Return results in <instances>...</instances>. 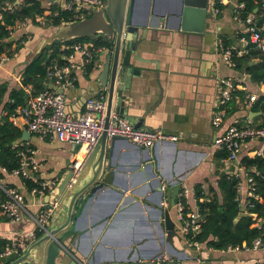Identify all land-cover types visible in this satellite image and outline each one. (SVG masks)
Listing matches in <instances>:
<instances>
[{
  "label": "crops",
  "instance_id": "0c3cea01",
  "mask_svg": "<svg viewBox=\"0 0 264 264\" xmlns=\"http://www.w3.org/2000/svg\"><path fill=\"white\" fill-rule=\"evenodd\" d=\"M130 1L128 0L129 4ZM238 2L240 1L226 2L221 11L215 14L216 1L208 0L206 28L199 33L182 30L183 22L186 26L194 24L196 10L202 5L199 1L134 0V20L139 25L149 24L154 20L158 26H149L144 41L147 44L138 52L144 60L134 61L139 74L132 77L130 88L124 92L125 108L132 120L126 118L135 127V123L139 122L138 128L160 130L177 139L161 141L149 149L124 138L115 140L114 166L110 169L115 172L112 181L87 202V207L76 224L60 234L59 238L65 242L64 246H69L67 249L75 257L106 264L116 261L133 262L139 258H152L167 253L176 264L264 263V247L215 249L199 241L198 248L190 247L181 233L178 218V201L183 189L189 190V197L185 201L186 211L200 210L198 202L209 200L211 188L215 189L222 201L223 194L219 188L221 176L240 172L239 164L228 160L229 155L217 157V153L223 149L214 145L215 138L233 124H261L262 112L248 107L246 98L253 93L264 94V82L252 83L251 76L247 73L248 67L246 71L234 69L216 51L218 39L224 44L228 42L229 45L241 48L239 39L245 34L247 24L236 21L233 16L234 3ZM48 5L43 1L44 7ZM38 25L30 24L23 28L25 33L31 34L29 40L22 50L0 66V84L8 82L10 89L22 86L21 72L36 43L53 28L47 25L43 17L42 27ZM101 57L104 55H100L99 59ZM95 67L88 73L82 68L75 70L76 85L66 91L67 111L74 116L80 115L85 109L86 99L99 91L96 77L100 67ZM228 77L241 81L244 89L240 90L239 97L230 104L222 126L216 128L212 121L217 110L220 81ZM26 90L31 93V87ZM115 108L116 101L114 110ZM2 111L0 107V116ZM33 137L31 135L29 141L37 149L41 162L38 175L40 180H59L70 163L75 160L84 163L88 155L84 148L76 152L75 145L61 142L63 144L57 149L51 145L59 142L58 140L35 136L43 144V151L39 152ZM259 147V141L246 143L240 158L244 153ZM110 149L108 146V154ZM147 164H152V168L149 167L144 172ZM150 169L153 176L146 178ZM159 182L163 184L161 189ZM239 182L242 183L238 192L239 202L242 209L246 210L250 185L243 177ZM12 184L25 194L28 209L31 212L37 211L39 200L29 194L24 180L5 173L0 179V188L13 187ZM176 185H180L181 190L176 195V205L170 209V217L176 224V235L169 241L165 224V211L169 203L166 190ZM198 187L204 194L200 200L196 194ZM45 197L42 199L44 202ZM33 229L35 224L28 216H24L20 222H11L0 216L2 238L17 240L26 237ZM62 253L66 256L67 252L62 250Z\"/></svg>",
  "mask_w": 264,
  "mask_h": 264
},
{
  "label": "built area",
  "instance_id": "2783aa9c",
  "mask_svg": "<svg viewBox=\"0 0 264 264\" xmlns=\"http://www.w3.org/2000/svg\"><path fill=\"white\" fill-rule=\"evenodd\" d=\"M216 4H226L231 0H215ZM19 2V0H18ZM62 9L72 13L71 22L83 20L90 17L94 11L106 7L107 0H52ZM50 3V4H51ZM245 2L234 3L233 16L236 21L247 24L246 34L240 37L241 48L233 45H225L221 40L217 41L216 51L220 58L230 67L237 69L236 57H240L249 52L248 45L253 43L255 47L264 54V0H261L260 15L257 12L247 13L245 16ZM13 4L7 3L6 9H12ZM221 8L214 6V13L218 14ZM260 18V20L258 19ZM36 21L42 22V16H37ZM31 23L29 18L18 21L11 31L12 38L15 39V32L22 30ZM63 25V24H62ZM108 50L107 46L98 45L95 41H63L60 46V62H52L46 67L45 89L40 93L32 95L27 104L18 108L10 118L19 127H26L31 135L40 139H56L71 145H80L87 153L95 146L104 131V124L107 109V94L105 91H98L86 99L84 111L74 116L67 111L66 91L73 88L77 82L75 70L82 68L87 72V67L93 64L98 66L100 55ZM10 57L4 53L0 56V66H3ZM96 68V67H95ZM221 88L217 100V110L213 116L212 124L214 127H221L228 115V109L234 99L239 97L240 90H243L242 82L235 78H223L220 81ZM264 84V83H263ZM258 94H250L246 98L248 107H253L258 99ZM6 114L5 111L1 112ZM19 119L21 122H19ZM109 137L121 136L128 138L132 143L142 148H153L157 143L164 140H176V136H167L162 131L135 127L126 117L113 114L107 128ZM251 141H259L260 147L256 149L258 155H262L264 147V126L239 125L228 126L222 135L217 136L214 145L217 148L226 150L229 154L228 160L239 164V173L235 176L240 179L246 178L249 182V197L245 204V209L250 205L251 199L262 200L256 192L254 177L249 174L246 167L241 164L240 154L243 146ZM18 148V166L9 172L6 167L0 166L3 173L20 177L24 180L33 182L29 194L37 198L38 210L31 212L26 202V196L15 187H2L6 193V199L0 205V216L5 217L11 222H20L24 216H28L35 224L33 229L26 237L17 240H9L4 251L0 254V259L11 255H21L43 234L48 232V228L53 220L54 212L58 202L54 204L46 203L42 199L50 194L58 183V179L40 180L38 178L41 162L38 158L37 149L30 141L14 143ZM74 173H78L82 166V161L75 160ZM242 183L238 184V192L241 190ZM189 197V190L183 189L178 201L179 224L181 233L185 236L190 247H199L200 243L196 240L197 235L202 229L203 215L200 210L186 211L185 201ZM237 199L240 201L238 193ZM260 221L256 223L260 226ZM2 238V237H0ZM64 251L69 253L77 264H101L89 260H81L75 257L65 246H61ZM264 247L261 239H256L252 248ZM238 249V247H236ZM106 264H176L167 253L158 254L152 258H139L136 261H116ZM264 264V263H262Z\"/></svg>",
  "mask_w": 264,
  "mask_h": 264
},
{
  "label": "water",
  "instance_id": "95a60500",
  "mask_svg": "<svg viewBox=\"0 0 264 264\" xmlns=\"http://www.w3.org/2000/svg\"><path fill=\"white\" fill-rule=\"evenodd\" d=\"M197 1L202 5L196 10L194 24L186 26V23L183 22L182 30L199 33L205 31L206 20L209 16L208 0ZM18 3L17 1L16 4ZM133 6L134 0H131L130 4L128 0H107L106 7L94 11L90 17L53 27L47 36L41 37L40 41L36 43L35 49L28 58L30 60L35 53H39L43 47L51 45L55 41H68L84 36L100 35L112 42L111 47H108V50L103 54L104 57L100 58V63L97 66V68L100 67V72L96 77V86L99 91H105L107 94L104 131L86 156L78 173H74L73 165L76 162L73 161L62 173L55 188L46 195L47 203L58 202L48 232L38 238L21 255L16 254L4 259L1 258V264H77L69 253H66V256L63 255L61 246H64L65 242L59 238L60 234L76 224L79 216L86 209L87 202L98 192L104 190L107 184L112 181L115 174L114 171L110 170L114 166V142L119 138H124L128 142L130 140L121 136L109 137L107 128L113 113L132 120L125 108L124 92L130 88L132 77L139 74L134 61L144 60L138 52L147 44L144 41L147 38L149 26L154 28L158 26L154 20L149 24L139 25L133 18ZM254 63L256 62L245 64L243 71H246V68ZM115 101L116 108L114 110ZM135 125L139 127V122ZM30 137L31 133L28 129L22 127V136L14 143L27 142ZM108 146L111 148L109 154L107 153ZM80 148L79 144L76 145L75 151H79ZM262 156L264 157V147ZM144 167L143 171L145 172L149 170V167L152 168V164H147ZM151 176L153 173L150 169V172L146 173V178ZM162 186V182H159L160 189ZM180 190V185L172 186L166 190L169 203L165 211V224L168 229L167 239L169 241H172L176 235V224L170 217V209L176 205V195ZM244 214L242 211L238 218Z\"/></svg>",
  "mask_w": 264,
  "mask_h": 264
},
{
  "label": "trees",
  "instance_id": "16d2710c",
  "mask_svg": "<svg viewBox=\"0 0 264 264\" xmlns=\"http://www.w3.org/2000/svg\"><path fill=\"white\" fill-rule=\"evenodd\" d=\"M0 0V56L6 53L10 58L17 52L22 50L28 41L27 33L21 30L15 32V39H11V31L18 21L29 18L30 24H38L37 16L46 19L47 24L52 27L60 26L64 23L73 21L72 13L64 10L60 5L51 3L47 7L43 6L42 0ZM245 2V16L250 12L261 13V0H239ZM13 4L12 9H6V4ZM222 8L224 5L216 4ZM260 20V18H258ZM29 24V25H30ZM249 37V34H244ZM95 41L98 45L111 47L112 42L106 37L84 36L81 38L71 39L69 41ZM63 41H55L51 45H47L41 49L39 53H35L33 57L27 61L23 71L21 72L22 86L19 88L9 87L8 82L0 84V107L6 112L0 116V166L7 168L9 172L18 166L17 151L19 147H14V142L22 136V130L15 126L9 119V116L15 112L17 108H21L27 104V100L35 94L45 89L46 67L52 62H60L61 52L60 46ZM225 45H229L225 42ZM249 52L236 57L237 69H243L244 65L251 61H257L247 68V73L251 76L252 83L261 84L264 82V54L255 47V44L248 45ZM94 69V65L87 67V73ZM31 87V93L26 88ZM6 96L7 99H6ZM255 110L262 112V120L258 127L264 126V94L259 95L253 105ZM227 151H219L218 158L227 157ZM254 177L256 184V192L264 199V157L256 153V149L244 153L240 158ZM259 171V172H258ZM5 176L0 169V179ZM24 180V179H23ZM240 179L235 175L225 174L220 177L219 188L223 194L222 201L219 199L215 189L211 188L209 200L199 201V208L204 215L202 231L197 235L196 240L206 244L208 247L215 249H228L230 247L251 248L256 239H261L264 244V201L251 199L250 205L246 210H242V205L237 199L238 183ZM28 190L34 185L29 180H24ZM14 187L15 185L12 184ZM197 197L202 198L204 194L201 189L197 188ZM6 193L0 188V205L6 199ZM244 211V215L238 218L239 214ZM238 218V219H237ZM260 221V226L256 223ZM10 243L6 238H0V254L4 251L5 246Z\"/></svg>",
  "mask_w": 264,
  "mask_h": 264
},
{
  "label": "rangeland",
  "instance_id": "374dc122",
  "mask_svg": "<svg viewBox=\"0 0 264 264\" xmlns=\"http://www.w3.org/2000/svg\"><path fill=\"white\" fill-rule=\"evenodd\" d=\"M46 4H50L51 3V0H43ZM39 24V25H38ZM38 24H31V25H38V26H40V27H42V22L41 23H38ZM48 25V24H47ZM46 25V26H47ZM52 27V26H51ZM24 31V29L23 30H21V32L20 33H22ZM36 33V32H35ZM31 34L30 33H28V35H27V37H28V40H29V36H30ZM36 35V34H35ZM94 37H97V36H99V35H93ZM33 140L34 141H36L37 142V144H38V147H39V152H42L43 151V149H42V141H38L39 139H37L35 136L33 137ZM60 144H63V143H61L60 141L59 142H56V143H54V145H51V146H53L54 148L55 147H57V149H60V148H58L59 146H60ZM69 246H66V248H68ZM64 251V250H63Z\"/></svg>",
  "mask_w": 264,
  "mask_h": 264
}]
</instances>
